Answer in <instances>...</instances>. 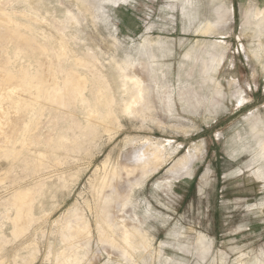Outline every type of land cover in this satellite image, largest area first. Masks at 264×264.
<instances>
[{
	"label": "rangeland",
	"instance_id": "obj_1",
	"mask_svg": "<svg viewBox=\"0 0 264 264\" xmlns=\"http://www.w3.org/2000/svg\"><path fill=\"white\" fill-rule=\"evenodd\" d=\"M263 8L264 0H0L48 51L33 57L8 42L22 53L15 70L42 72L53 61L62 78L74 70L98 87L86 93L91 104L72 110L19 92L0 100L5 127L38 126L28 145L0 138V264H65L62 255L69 264H264V178L255 175L264 162L256 161L251 132L264 121V33L258 39L244 26L246 9L253 16ZM213 41L223 43L215 51L222 61L204 76L203 45ZM126 76L151 87L157 117L125 113L139 88ZM185 92L196 94L194 106L186 107ZM165 96L174 99L170 109ZM20 97L44 109L30 118ZM98 109L103 115L89 117ZM143 140L161 143L167 162L146 181L139 166L103 188L105 177L139 164ZM195 150L187 170L169 173ZM19 192L32 194L25 230L13 222ZM117 225L139 229L132 244Z\"/></svg>",
	"mask_w": 264,
	"mask_h": 264
},
{
	"label": "bare ground",
	"instance_id": "obj_2",
	"mask_svg": "<svg viewBox=\"0 0 264 264\" xmlns=\"http://www.w3.org/2000/svg\"><path fill=\"white\" fill-rule=\"evenodd\" d=\"M3 9H0L1 11L0 12V53L2 52L4 54L3 61L0 62V100L8 98L9 97L8 93L19 92L21 95L22 94L31 95L37 101L47 102V103H50L51 105L65 108L66 110H72V107L74 108V105H77V103L79 102L83 104H88V105L91 104L92 99L90 100L88 98L90 95H87L88 96L87 97L86 93H88V91H90L91 89L93 91V88L97 86L95 85L93 80L89 79L88 76L85 77L81 75L80 73L74 71L73 69H72L73 71H70L67 77L65 78H62V76L59 74L57 64L54 63L53 61H50L49 65L47 66V69H45V71H42V72L41 71L37 72L39 70L37 68V71H35L36 72L35 73L32 70H30L29 67L20 68L19 70L14 69L15 67H17V65L13 67L14 65L13 60L14 58H19L22 55V53H21V50L20 51L16 50L13 52L11 51L12 52L11 54V52L8 50V47H7L8 42H14L18 46L26 47L29 50V52L32 53L33 57H35L34 55L38 54V51H39L43 53V55L47 54L45 56L49 58L48 51L45 49L43 45H41L42 43L38 46L34 45L35 43L33 42L31 36L34 34L35 31L33 28H31V25L28 27L22 25L19 21H17L18 19L16 20L10 14H8V12H6ZM244 15H245V12H244ZM245 17L246 18L244 19L245 21L244 26L245 25L248 26L249 24L252 26L251 27L252 29L253 28L254 30L257 29L259 31V35L256 38L260 39V35L264 33V8L261 10L259 9L257 12L255 11V14L253 16H251V11L246 9ZM247 30L248 29H245V31ZM24 32H27V33H24ZM222 44L223 43L221 42L213 41L208 45H203V48L207 52L205 51V55L202 57V61H203V66H202V71H201L202 75L204 76H208V74L211 75L210 72L216 73V71L219 69L220 62L222 60H221V56L217 55L215 51L216 49L221 50ZM36 45H37V42H36ZM42 46L44 47V49L42 48ZM39 54H38V57H39ZM253 54L257 55V52L254 51ZM29 57L31 56L29 55ZM257 57H258V60H260V57L259 56ZM36 58H37V55H36ZM21 61H24V60H20L19 62L21 63ZM37 61H39V59H37ZM43 63L38 64L37 62L36 64L38 67L40 65H41L40 67H42ZM59 63H61V59L59 60ZM142 66L145 67L144 64ZM31 67H32V64H31ZM33 70H36V69H33ZM126 77L132 82H134L136 85H138L139 88L131 96L130 100L126 103L125 113L129 114L130 116L132 115L135 118L140 119L142 121H146L148 118L157 117V115H155L156 110H155V107L151 99V91H152L151 87L147 84H144L143 81H140L135 76L134 77L126 76ZM97 91L99 93H102L100 89ZM182 100L185 103L186 107L194 106L195 101H197L196 94L185 92L182 96ZM160 102L163 104V106L166 109H170L174 106V99L171 96L163 97L162 99H160ZM210 102L214 103L212 104L213 108H215L216 105L220 106L219 101L215 102V100H212ZM20 104L30 118H33V114L35 113V112L33 113V111L35 109H38V110L44 109V108H41L40 104H37L36 107H34L33 104H29L27 101H23L22 97H20ZM96 114H98V116L103 115L100 109L92 110L90 111L88 115L89 117H93ZM255 121L256 122H254V124L252 125V129H251V132L253 133L252 137L256 139V145L254 144L255 150L253 149L254 150L253 152H255L256 161L258 163H261V162H264V121H261L260 123L258 119H256ZM5 122L6 121H5L4 114L2 111H0V138H2L6 142L13 140L15 142L21 143V145L22 144L28 145L29 140L31 139L30 135L34 134L35 130L37 129L35 127L36 120L30 121V124H27V126L25 127L23 131L18 128L16 123L8 124L7 127H5L7 123ZM158 123L161 124L160 121ZM31 125L33 126L32 129H30ZM76 125H80V123L77 121ZM75 137H79V136L76 135ZM65 139L63 140L65 141ZM143 141L147 143V146L146 148L141 150L142 151L141 156L139 154V157H140V159H138L140 160L139 164L135 168H130V167L125 166L120 172L114 171L111 175V178H107V177L104 178L103 188L107 186V183L109 186L112 180L118 179L122 175L130 176L133 172L138 170L139 166L145 169V172L143 173L142 177L144 181H146L147 178H149L153 172H157L167 162L166 154L163 152V147H162L163 145L161 143L153 142L150 140H143ZM198 151L195 150L194 152L189 153V155L183 158H180L171 167V169L169 170V173L173 175H179L180 172H182L183 170H187L189 164L197 156L196 154ZM0 152H4L2 144H0ZM142 163L144 164L146 163L147 165L143 166ZM261 166H264V164H262ZM255 175L257 176L258 179H261L262 177L264 178V170H261V171L258 170L255 173ZM31 198H32V194L30 192H19L14 196V202L12 201L14 203V206H16L17 208L16 216L14 218V221L13 220L12 221L14 222L15 226L19 228L20 230H25L26 227H28L29 225V224L27 225L28 223L27 218L29 215H31V201H32ZM110 201L111 200H109V203H107L104 207L101 208V211H102L101 215H102L103 220H107L109 218ZM115 227L116 228L118 227L117 231H120L124 241L130 244H132L130 241L131 237L139 233V229H136L134 226L130 227L127 225H124V226L117 225ZM71 230H73V227L68 226L67 232L69 233V231ZM84 238H80V240ZM65 239L66 241L71 242L75 238L73 235L69 233L68 235L65 234ZM206 240L207 239L205 235L203 234L199 235L198 242L200 244L204 245ZM100 241L101 243H108L111 245L113 249L118 248V250L121 251L119 247L115 246L113 243L110 242L109 239L105 238L103 235L100 236ZM59 262L69 264L68 258L65 255L61 256V258L59 259Z\"/></svg>",
	"mask_w": 264,
	"mask_h": 264
}]
</instances>
